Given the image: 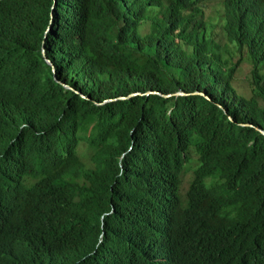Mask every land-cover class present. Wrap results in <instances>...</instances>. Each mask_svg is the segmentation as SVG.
<instances>
[{
  "label": "trees",
  "instance_id": "trees-1",
  "mask_svg": "<svg viewBox=\"0 0 264 264\" xmlns=\"http://www.w3.org/2000/svg\"><path fill=\"white\" fill-rule=\"evenodd\" d=\"M54 1L0 0V264H264V0Z\"/></svg>",
  "mask_w": 264,
  "mask_h": 264
},
{
  "label": "rangeland",
  "instance_id": "rangeland-1",
  "mask_svg": "<svg viewBox=\"0 0 264 264\" xmlns=\"http://www.w3.org/2000/svg\"><path fill=\"white\" fill-rule=\"evenodd\" d=\"M216 11V7H209L207 9L208 17L214 16ZM216 31H219V27H216ZM147 27L144 28V33H147ZM221 46L226 44V42L221 41ZM246 58L242 59V63L239 66V69L237 70V73L234 77V85L237 88L238 92L245 95V96H251L252 90H251V72L252 68L251 66L245 62ZM240 60L235 59L234 63L237 64Z\"/></svg>",
  "mask_w": 264,
  "mask_h": 264
},
{
  "label": "water",
  "instance_id": "water-1",
  "mask_svg": "<svg viewBox=\"0 0 264 264\" xmlns=\"http://www.w3.org/2000/svg\"><path fill=\"white\" fill-rule=\"evenodd\" d=\"M54 4H56V0L54 1ZM43 57H45V55H44V53H43ZM48 62V64H50L52 67H54V64L51 62V61H47ZM149 93H151L150 91L149 92H147V94H149ZM159 93V92H158ZM136 94H139V93H132V94H129L128 96H121L120 98L121 99H125V98H127V97H130V96H132V95H136ZM177 94H179V95H185L186 93L185 92H178ZM166 96H171V95H166ZM262 132V134H264V131H261Z\"/></svg>",
  "mask_w": 264,
  "mask_h": 264
}]
</instances>
